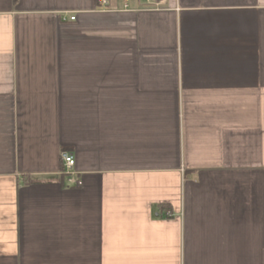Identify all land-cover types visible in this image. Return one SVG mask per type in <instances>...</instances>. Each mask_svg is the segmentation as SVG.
<instances>
[{
  "label": "crops",
  "instance_id": "0c3cea01",
  "mask_svg": "<svg viewBox=\"0 0 264 264\" xmlns=\"http://www.w3.org/2000/svg\"><path fill=\"white\" fill-rule=\"evenodd\" d=\"M0 264H264V0H0Z\"/></svg>",
  "mask_w": 264,
  "mask_h": 264
},
{
  "label": "built area",
  "instance_id": "2783aa9c",
  "mask_svg": "<svg viewBox=\"0 0 264 264\" xmlns=\"http://www.w3.org/2000/svg\"><path fill=\"white\" fill-rule=\"evenodd\" d=\"M102 3H107L108 0H99ZM148 2L150 0H147ZM161 1H159L157 4H160ZM125 6H127V3H125ZM71 20H74L75 17L72 16L70 18ZM62 159L64 162V170L63 175L66 177V183L68 186H81L83 184L82 180H80L77 177V173L75 171V156L69 151H64L62 153Z\"/></svg>",
  "mask_w": 264,
  "mask_h": 264
}]
</instances>
